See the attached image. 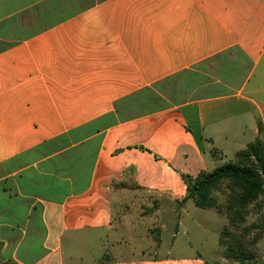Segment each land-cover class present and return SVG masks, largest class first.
<instances>
[{"label":"crops","instance_id":"crops-1","mask_svg":"<svg viewBox=\"0 0 264 264\" xmlns=\"http://www.w3.org/2000/svg\"><path fill=\"white\" fill-rule=\"evenodd\" d=\"M257 137L264 0H0V264H238L183 176Z\"/></svg>","mask_w":264,"mask_h":264},{"label":"trees","instance_id":"trees-1","mask_svg":"<svg viewBox=\"0 0 264 264\" xmlns=\"http://www.w3.org/2000/svg\"><path fill=\"white\" fill-rule=\"evenodd\" d=\"M262 132V128H260ZM187 196L179 205L192 200L203 210L216 209L226 216L227 226L219 236L223 258L238 264H252L258 244L264 238V138L257 137L235 160L196 178L183 176ZM223 193L222 202L216 193ZM254 209L258 224H247Z\"/></svg>","mask_w":264,"mask_h":264},{"label":"rangeland","instance_id":"rangeland-1","mask_svg":"<svg viewBox=\"0 0 264 264\" xmlns=\"http://www.w3.org/2000/svg\"><path fill=\"white\" fill-rule=\"evenodd\" d=\"M230 154L227 156H219L217 158L218 165H224L226 163L232 162L235 160V157L232 153V151H229ZM213 169V168H211ZM211 171V170H210ZM216 196L219 198V200L222 202V204L225 201V197L223 196V193H216ZM251 214L247 219V224H258L260 222V216L257 214V212L254 209H251ZM210 212L203 213L205 217V221L210 224V231L206 238H203V236H200V239L197 240L195 249L197 253L201 255L205 260H207L209 263L214 260H218V258L221 257L220 249L218 246V229H222L224 223L226 222L225 217L221 216L219 219H215L213 216L211 217ZM167 249V248H165ZM262 253H264V239L262 241L261 245ZM160 255L164 256L166 255V251H160ZM233 263V262H232ZM212 264V263H210Z\"/></svg>","mask_w":264,"mask_h":264}]
</instances>
